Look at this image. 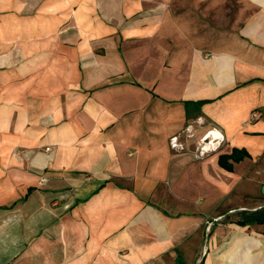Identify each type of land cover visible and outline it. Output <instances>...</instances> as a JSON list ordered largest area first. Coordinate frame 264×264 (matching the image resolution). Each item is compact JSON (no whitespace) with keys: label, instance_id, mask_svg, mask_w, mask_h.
I'll return each mask as SVG.
<instances>
[{"label":"crops","instance_id":"obj_1","mask_svg":"<svg viewBox=\"0 0 264 264\" xmlns=\"http://www.w3.org/2000/svg\"><path fill=\"white\" fill-rule=\"evenodd\" d=\"M261 159L264 0H0V264H264Z\"/></svg>","mask_w":264,"mask_h":264},{"label":"built area","instance_id":"obj_2","mask_svg":"<svg viewBox=\"0 0 264 264\" xmlns=\"http://www.w3.org/2000/svg\"><path fill=\"white\" fill-rule=\"evenodd\" d=\"M261 111L258 109L252 112V119H259ZM203 120H199L198 123ZM195 139V141H194ZM192 140L195 142L191 147ZM171 147L179 152L191 151L192 155L197 159H203L210 153L220 149L225 142V136L217 126H212L199 134L197 132L196 122H189L179 133L173 134L169 139ZM220 217H218L219 219ZM213 222V221H212ZM208 221V225L212 223Z\"/></svg>","mask_w":264,"mask_h":264},{"label":"trees","instance_id":"obj_3","mask_svg":"<svg viewBox=\"0 0 264 264\" xmlns=\"http://www.w3.org/2000/svg\"><path fill=\"white\" fill-rule=\"evenodd\" d=\"M248 152L245 149H238L234 148L233 152L231 154H222L220 155V163L223 165L225 168L232 170L233 169V162H230V159H233L234 161H239L241 160L245 155H247ZM263 213H261V219H264ZM241 223H245L246 220H239Z\"/></svg>","mask_w":264,"mask_h":264},{"label":"rangeland","instance_id":"obj_4","mask_svg":"<svg viewBox=\"0 0 264 264\" xmlns=\"http://www.w3.org/2000/svg\"><path fill=\"white\" fill-rule=\"evenodd\" d=\"M192 122V121H191ZM182 131V130H181ZM260 164H262L261 166L263 167V164H264V162L262 161V159H261V161H260Z\"/></svg>","mask_w":264,"mask_h":264},{"label":"water","instance_id":"obj_5","mask_svg":"<svg viewBox=\"0 0 264 264\" xmlns=\"http://www.w3.org/2000/svg\"><path fill=\"white\" fill-rule=\"evenodd\" d=\"M262 191H263V193H264V185H263V187H262Z\"/></svg>","mask_w":264,"mask_h":264}]
</instances>
